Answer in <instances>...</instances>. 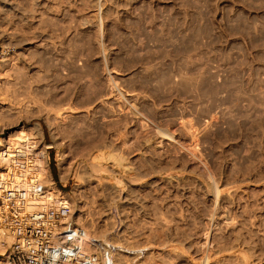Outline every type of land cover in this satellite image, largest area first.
Instances as JSON below:
<instances>
[{"label": "rangeland", "instance_id": "1", "mask_svg": "<svg viewBox=\"0 0 264 264\" xmlns=\"http://www.w3.org/2000/svg\"><path fill=\"white\" fill-rule=\"evenodd\" d=\"M13 1L0 138L45 141L76 223L120 264H264V0Z\"/></svg>", "mask_w": 264, "mask_h": 264}, {"label": "built area", "instance_id": "2", "mask_svg": "<svg viewBox=\"0 0 264 264\" xmlns=\"http://www.w3.org/2000/svg\"><path fill=\"white\" fill-rule=\"evenodd\" d=\"M3 42L0 32V59ZM4 141L0 264H119V255L132 251L75 224L71 200L59 190L67 185L51 187L42 172L41 160L50 147L39 135ZM142 249L136 250L140 256Z\"/></svg>", "mask_w": 264, "mask_h": 264}, {"label": "bare ground", "instance_id": "3", "mask_svg": "<svg viewBox=\"0 0 264 264\" xmlns=\"http://www.w3.org/2000/svg\"><path fill=\"white\" fill-rule=\"evenodd\" d=\"M0 2L4 5V7H8V8H14V10H15V3H14V1L13 0H0ZM95 23V22H94ZM93 23V24H94ZM97 24V23H96ZM95 25V24H94ZM98 26H100L99 24H98ZM101 28V27H100ZM100 30V29H99ZM1 33H2V30L0 31ZM4 32V31H3ZM102 32H104V31H102ZM10 33V32H9ZM8 34V33H7ZM102 34V33H101ZM104 34V33H103ZM4 35H6V33L4 32ZM7 36V35H6ZM11 35H9L8 34V37H10ZM103 36V35H102ZM101 36V37H102ZM12 38H13V36H11ZM96 37V36H95ZM11 38V39H12ZM98 39V38H97ZM99 40V39H98ZM101 41V40H100ZM22 42V41H21ZM99 44H100V46L101 45H103L102 44V42H99ZM72 46V45H71ZM104 47V46H103ZM102 47V48H103ZM55 50V49H54ZM103 50V49H102ZM93 51V50H92ZM104 51V50H103ZM102 51V52H103ZM107 52V51H106ZM105 53V52H104ZM95 55V54H94ZM44 61V60H43ZM104 61V60H103ZM108 61V60H107ZM5 62H8V63H6L5 65H8V64H10V62H11V59H8V58H6V60H4V63ZM109 68V67H108ZM107 68V69H108ZM108 72H109V69L107 70ZM110 73H111V71H110ZM110 73H108V75H109V77H108V85L112 88V90L113 89H115V87H116V82L114 81V79L113 78H111L112 76H111V74ZM96 74V73H95ZM81 80V79H80ZM73 81H74V79H73ZM129 82V81H128ZM101 84V83H100ZM85 85V84H84ZM91 85V84H90ZM118 86V85H117ZM128 87V86H127ZM77 88V87H76ZM84 89V88H83ZM105 89V88H104ZM117 89V88H116ZM120 90V94L119 95H121L122 97H124L125 99H128V101H129V98L132 96V94L130 95V94H128L127 92H124V91H122L121 89H119ZM118 90V91H119ZM83 91V90H82ZM138 91V90H137ZM100 93H102V92H100ZM119 93V92H118ZM125 93H127V94H125ZM92 94V93H91ZM86 96V95H85ZM116 96V95H115ZM144 96V95H143ZM109 97V96H108ZM96 98V97H95ZM117 99V98H116ZM154 99V98H153ZM60 100V99H59ZM134 101V100H133ZM53 102V101H52ZM103 102V101H102ZM137 102V101H136ZM154 102V101H153ZM64 103V102H63ZM113 103V102H112ZM115 103V102H114ZM124 104V103H123ZM155 104V103H154ZM153 104V105H154ZM71 105V104H70ZM101 105V104H100ZM120 105V104H119ZM133 105V104H132ZM60 106V105H59ZM98 106V105H97ZM157 106V105H156ZM64 107V106H63ZM120 107V106H119ZM128 107V106H127ZM152 107V106H151ZM72 108V107H71ZM70 108V109H71ZM60 109V108H59ZM67 109V108H66ZM69 109V110H70ZM85 109V108H84ZM87 109V108H86ZM101 109V108H100ZM115 109V108H114ZM121 109H122V107H121ZM120 109V110H121ZM54 110V109H53ZM52 110V112H54ZM62 110V109H61ZM68 110V109H67ZM73 110H74V108H73ZM140 110V109H139ZM146 111V110H145ZM68 111H66V110H63L62 112H61V115H64L65 113H67ZM107 112V111H106ZM135 112V111H134ZM49 113H51V110H50V112ZM69 113V112H68ZM122 113V112H121ZM120 113V114H121ZM137 113V112H136ZM51 114H54V113H51ZM55 114L57 115V109H56V112H55ZM71 115V114H70ZM69 115V116H70ZM125 115V114H124ZM122 116V119H123V117H126V115L125 116ZM53 116V115H52ZM137 116V115H136ZM113 117V116H112ZM118 117H119V114H118ZM139 117V116H138ZM58 117H56V119H57ZM59 118H60V116H59ZM62 118V117H61ZM120 118H121V115H120ZM55 119V118H54ZM68 119V118H67ZM113 120H115V118L113 119ZM144 120V119H143ZM56 121V120H55ZM137 121V120H136ZM153 121V120H152ZM156 121V120H155ZM58 122V121H57ZM109 122V121H108ZM142 123V122H141ZM129 124V123H128ZM138 124V123H137ZM147 124V123H146ZM148 125V124H147ZM186 125V124H185ZM67 126V125H66ZM182 126V125H181ZM188 126H190V125H188ZM144 127V126H143ZM153 127H155V126H153ZM152 127V128H153ZM186 127V126H185ZM59 128V127H58ZM135 128V127H134ZM145 128V127H144ZM134 130V129H133ZM159 130V129H158ZM165 130V129H164ZM161 131H163V130H161ZM167 131V130H166ZM169 131H171V130H169ZM68 132V131H67ZM152 132V131H151ZM125 134V133H124ZM135 134V133H134ZM140 134V133H139ZM163 134V133H162ZM67 135V134H66ZM151 135V134H150ZM140 136V135H139ZM152 139V138H151ZM124 141V140H123ZM178 141V140H177ZM4 142L5 141H3L2 140V138H0V149L2 148V146L4 145ZM151 142V141H150ZM180 143V142H179ZM135 144V143H134ZM182 145V144H181ZM192 145V144H191ZM98 146V145H97ZM124 146H126V145H124ZM128 146V145H127ZM102 148V147H101ZM106 148V147H105ZM129 148V147H128ZM166 151V150H165ZM121 161V160H120ZM42 162H43V159L41 160V165H42V172H43V174H44V170H43V164H42ZM121 163V162H120ZM1 167V166H0ZM204 167V166H203ZM208 169V168H207ZM209 170V169H208ZM210 173H211V171H210ZM208 177H211V175H207ZM102 178V177H101ZM100 178V179H101ZM51 180L54 182V180L51 178ZM211 180L212 181H214L212 178H211ZM48 182H49V184L51 183L50 181H49V179H48ZM54 184H55V182H54ZM55 186H56V184H55ZM51 187H53V185H51ZM53 188H57V186L56 187H53ZM60 191L62 190V191H66V190H63V189H59ZM121 193H119L117 196H121L120 195ZM123 198V197H122ZM70 199V198H69ZM72 199V198H71ZM70 199V200H71ZM127 199V198H126ZM125 200V199H124ZM127 201V200H126ZM124 202V201H123ZM129 202H131V201H128V203ZM71 203H72V201H71ZM72 207H73V203H72ZM81 209V208H80ZM112 210V209H111ZM73 212H74V207H73ZM80 212H81V210H80ZM114 214V213H113ZM74 215H75V212H74ZM74 220H75V218H74ZM79 221H81V220H79ZM80 223V222H79ZM79 223L77 222L76 223V221H75V224L77 225V226H79V227H82V228H84L82 225H79ZM85 229V228H84ZM144 252H146L147 250H145V248H143L142 249ZM135 252H136V257L134 258V259H136V262H135V264H144V261H142V258L144 257V255L143 256H140L138 253H137V251L135 250ZM153 254V253H152ZM133 259V258H132ZM118 261H119V258H118ZM119 264H120V261H119Z\"/></svg>", "mask_w": 264, "mask_h": 264}, {"label": "crops", "instance_id": "4", "mask_svg": "<svg viewBox=\"0 0 264 264\" xmlns=\"http://www.w3.org/2000/svg\"><path fill=\"white\" fill-rule=\"evenodd\" d=\"M48 166H49V172H50V177L54 180V182L60 186V185H65L63 184V182L60 179V175L57 171H55L52 166H51V156L49 155V162H48ZM60 170V169H59Z\"/></svg>", "mask_w": 264, "mask_h": 264}]
</instances>
